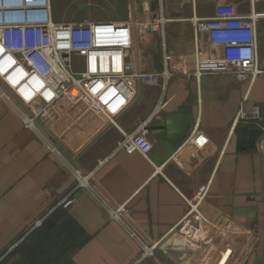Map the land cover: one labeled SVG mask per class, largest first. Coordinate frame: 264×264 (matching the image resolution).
Returning <instances> with one entry per match:
<instances>
[{
    "label": "crops",
    "instance_id": "0c3cea01",
    "mask_svg": "<svg viewBox=\"0 0 264 264\" xmlns=\"http://www.w3.org/2000/svg\"><path fill=\"white\" fill-rule=\"evenodd\" d=\"M253 6L262 13V2L251 0H58L59 14L50 0L52 19L88 16L100 21L99 41L131 43L134 102L110 107L107 116L72 87L53 104L44 132L78 170L106 158L92 184L111 206L123 205L146 242L158 240L146 264H264V17L256 24L261 71L254 75L203 68L202 59L220 57L222 49L211 50L196 26ZM160 17L163 34L138 24ZM159 98L150 147L110 154ZM242 104L259 105L260 123L237 118ZM205 183L197 208L219 229L200 243L170 229ZM73 185L62 161L0 99V256L9 252L3 264H129L138 256L136 242L87 190L73 189L69 208L54 206ZM37 219L42 223L30 229Z\"/></svg>",
    "mask_w": 264,
    "mask_h": 264
},
{
    "label": "built area",
    "instance_id": "2783aa9c",
    "mask_svg": "<svg viewBox=\"0 0 264 264\" xmlns=\"http://www.w3.org/2000/svg\"><path fill=\"white\" fill-rule=\"evenodd\" d=\"M24 1L31 2L26 7L21 5L33 10L30 18H0V99L14 110L25 127L44 141L48 152L60 159L73 177V188L54 206L69 208L76 201L73 189L87 190L101 203L110 219L120 223L136 242L139 253L129 264H146L143 261L154 255L158 240L146 242L126 220L123 205L111 206L92 184L93 174L106 158L90 170H78L65 157L62 148L44 132V127L55 116L53 104L72 87L78 88L96 109L107 116L110 107L116 112L134 102V78L138 74L134 71L133 60L128 57L131 43L129 40L114 43L99 41L97 28L100 21L88 16L75 21L54 22L50 0ZM255 1L262 2V13H257L253 6L251 12L245 15H214L196 21L197 28L206 31V41L211 50L222 49L220 57L201 58L203 62L199 57L202 53L197 51V60L201 61L203 68L252 75L261 71L257 59L256 24L259 18L264 17V0H251L253 5ZM124 24L130 28L129 22L124 21ZM138 24L150 33L161 31L163 34L166 23L160 17ZM228 66L230 70L225 71ZM162 105L163 101L159 98L153 110L133 130L122 132L121 139L110 154L117 150L131 153L150 147L148 126L151 117ZM237 118L260 123L259 105L254 104L245 110L242 104ZM207 187V183L199 185L192 199L186 200L188 208L170 231H178L193 242L208 243L212 240V232L219 227L209 222L197 208L206 195ZM41 223L42 219L35 220L30 229Z\"/></svg>",
    "mask_w": 264,
    "mask_h": 264
},
{
    "label": "clouds",
    "instance_id": "9594fccd",
    "mask_svg": "<svg viewBox=\"0 0 264 264\" xmlns=\"http://www.w3.org/2000/svg\"><path fill=\"white\" fill-rule=\"evenodd\" d=\"M29 4H31L30 1L24 0H0V18L3 20L28 19L33 13V10L25 8ZM21 5L25 7L22 8Z\"/></svg>",
    "mask_w": 264,
    "mask_h": 264
},
{
    "label": "rangeland",
    "instance_id": "374dc122",
    "mask_svg": "<svg viewBox=\"0 0 264 264\" xmlns=\"http://www.w3.org/2000/svg\"><path fill=\"white\" fill-rule=\"evenodd\" d=\"M53 7L55 8V10H58V13L59 14H61V12L59 11L60 10V7H58V0H53ZM107 16L108 17H113L114 14H110V15H107ZM58 18H61V17H58ZM52 20L56 21V18L54 17Z\"/></svg>",
    "mask_w": 264,
    "mask_h": 264
},
{
    "label": "trees",
    "instance_id": "16d2710c",
    "mask_svg": "<svg viewBox=\"0 0 264 264\" xmlns=\"http://www.w3.org/2000/svg\"><path fill=\"white\" fill-rule=\"evenodd\" d=\"M9 253V252H8ZM8 253L5 254V257L0 260V264L4 262V260L9 256Z\"/></svg>",
    "mask_w": 264,
    "mask_h": 264
},
{
    "label": "bare ground",
    "instance_id": "6f19581e",
    "mask_svg": "<svg viewBox=\"0 0 264 264\" xmlns=\"http://www.w3.org/2000/svg\"><path fill=\"white\" fill-rule=\"evenodd\" d=\"M29 33L27 32V35H28Z\"/></svg>",
    "mask_w": 264,
    "mask_h": 264
}]
</instances>
